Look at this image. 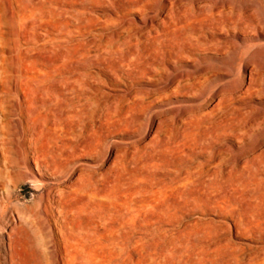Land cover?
<instances>
[{"label":"rangeland","instance_id":"obj_1","mask_svg":"<svg viewBox=\"0 0 264 264\" xmlns=\"http://www.w3.org/2000/svg\"><path fill=\"white\" fill-rule=\"evenodd\" d=\"M263 69L264 0H0V264H264Z\"/></svg>","mask_w":264,"mask_h":264},{"label":"bare ground","instance_id":"obj_2","mask_svg":"<svg viewBox=\"0 0 264 264\" xmlns=\"http://www.w3.org/2000/svg\"><path fill=\"white\" fill-rule=\"evenodd\" d=\"M246 28V27H245ZM28 32V31H27ZM31 55V54H30ZM244 69L246 70L247 69V66L245 65L244 66ZM264 70V69H263ZM15 104H17V102L15 103ZM129 114V113H128ZM230 124V123H229ZM221 128V127H220ZM21 129H22V127H21ZM217 129H219V128H217ZM223 130V129H222ZM22 131V130H21ZM220 131V130H219ZM224 133V132H223ZM43 144V143H42ZM192 145V144H191ZM43 146V145H42ZM41 152V151H40ZM39 152V153H40ZM251 157V156H250ZM32 161V164H33V171L35 170L36 171V173L39 175L40 173H39V171H40V169H39V165H38V163H37V161L36 160H31ZM149 161V160H148ZM236 162V161H235ZM234 162V163H235ZM257 166V165H256ZM259 166H261V165H259ZM96 168V167H95ZM255 168V167H254ZM262 168V167H261ZM247 170V169H246ZM90 171V170H89ZM245 171V170H244ZM94 172V171H93ZM262 172V171H261ZM247 173V172H246ZM263 173V172H262ZM31 174V173H30ZM32 175V174H31ZM214 175V174H213ZM220 175H222V174H220ZM82 176V175H81ZM235 177V176H234ZM221 178V177H220ZM229 181V180H228ZM239 185V184H238ZM71 187V186H70ZM179 190V189H178ZM185 190V189H184ZM251 192V191H250ZM90 194V193H89ZM226 194V193H225ZM95 195V194H94ZM96 198V197H95ZM100 198V197H99ZM65 199V198H64ZM67 200V199H66ZM65 202V201H64ZM94 203V202H93ZM112 207V206H111ZM75 228V227H74ZM73 253V252H72Z\"/></svg>","mask_w":264,"mask_h":264}]
</instances>
